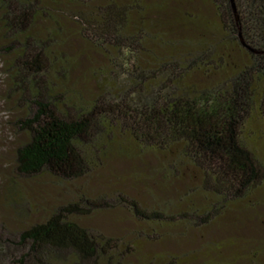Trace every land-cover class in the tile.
Instances as JSON below:
<instances>
[{
  "label": "trees",
  "instance_id": "1",
  "mask_svg": "<svg viewBox=\"0 0 264 264\" xmlns=\"http://www.w3.org/2000/svg\"><path fill=\"white\" fill-rule=\"evenodd\" d=\"M17 1L0 0V53L12 55L5 64L6 96L17 108L24 104L13 122L22 133L13 151L17 175L80 179L118 148L120 138L141 152L164 155L177 147V159L200 172V191L210 202L199 208L185 194L187 210L174 203L178 213L167 215L119 196L150 226L188 225L197 217L208 222V215L218 217L264 184V160L244 135L250 115L264 119V0H233L235 13L230 0H211L214 24H196L211 29L206 42L198 34L187 44L184 37L171 40L163 33L169 25L163 30L154 20L157 48L146 45L153 33L139 28L146 17L142 0ZM71 7L76 12L63 15ZM70 24L83 48L106 62L88 72L96 82L88 99L68 85L82 57L63 49ZM228 43L247 56L231 71L217 51ZM198 71L209 81L189 79ZM77 195L78 201L33 222L29 199H7L15 212L10 223L18 229L0 237V264H113L123 258L126 242L78 221L101 210L104 200Z\"/></svg>",
  "mask_w": 264,
  "mask_h": 264
},
{
  "label": "rangeland",
  "instance_id": "2",
  "mask_svg": "<svg viewBox=\"0 0 264 264\" xmlns=\"http://www.w3.org/2000/svg\"><path fill=\"white\" fill-rule=\"evenodd\" d=\"M142 4L146 7V17L139 28H145L154 35L146 42L148 47L157 48L159 43L154 20L164 24L163 30L169 25V30L174 33L169 30L163 33L171 40L184 37V44H187L191 34L203 35V42L207 41L206 36L212 38L210 28L204 30L196 25L214 24L211 0H142ZM71 9L63 15L69 17L76 12ZM189 15L193 19L188 20ZM69 26L71 31L63 49L74 55L81 51L82 57H78L79 64L72 70L68 85L82 90L88 99L96 90L95 79L88 72L101 66L105 60L100 54L83 48L80 35L72 34L75 29H71V24ZM131 29L126 27L127 31ZM217 51L223 56L227 71L240 67L247 59L238 44L228 43ZM11 59L12 55L0 53V237H10V232L18 229L16 224L10 223V215L15 212L11 208L12 202L7 199H29L34 213L30 214L28 221L33 222L43 220L61 204L78 201L77 194L83 191L89 197L102 198L104 203L101 210L78 221L94 232L128 244L123 258L113 264H264V184L230 205L218 217L208 215V222L197 217L195 223L188 225H147L119 200V196L131 198L148 212L160 210L167 215L178 213L179 209H172L174 203L181 208L180 212L187 210L186 203L181 201L185 194H190V202L199 208L209 204L210 200L200 191V172L177 159V147L164 155L141 152L127 139L120 138V147L109 151L98 166L80 179L65 181L47 173L30 178L17 175L13 151L22 133L15 130L13 122L18 113L23 114L24 104L17 108L15 98L6 96L9 78L5 74V64ZM192 76L189 79L193 81H209L202 71ZM257 115L252 118L250 115L244 135L250 144L253 143L255 154L264 160V119ZM171 164L174 173L169 168ZM202 213L201 210L198 214Z\"/></svg>",
  "mask_w": 264,
  "mask_h": 264
},
{
  "label": "water",
  "instance_id": "3",
  "mask_svg": "<svg viewBox=\"0 0 264 264\" xmlns=\"http://www.w3.org/2000/svg\"><path fill=\"white\" fill-rule=\"evenodd\" d=\"M230 2H231V5H232V8H233V12L235 13L236 12V7H235V4H234V1L233 0H230ZM238 36H239L240 41L243 43V41L241 39V33H240V31L238 33Z\"/></svg>",
  "mask_w": 264,
  "mask_h": 264
}]
</instances>
